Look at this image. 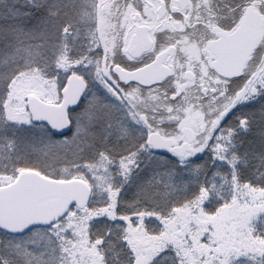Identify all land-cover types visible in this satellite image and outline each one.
<instances>
[{
  "label": "snow or ice",
  "instance_id": "6c2138e0",
  "mask_svg": "<svg viewBox=\"0 0 264 264\" xmlns=\"http://www.w3.org/2000/svg\"><path fill=\"white\" fill-rule=\"evenodd\" d=\"M0 264H264V0H0Z\"/></svg>",
  "mask_w": 264,
  "mask_h": 264
}]
</instances>
